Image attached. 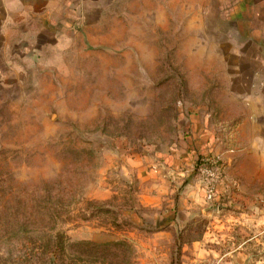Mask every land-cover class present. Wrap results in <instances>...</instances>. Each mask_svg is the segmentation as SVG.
Returning a JSON list of instances; mask_svg holds the SVG:
<instances>
[{"label":"rangeland","instance_id":"374dc122","mask_svg":"<svg viewBox=\"0 0 264 264\" xmlns=\"http://www.w3.org/2000/svg\"><path fill=\"white\" fill-rule=\"evenodd\" d=\"M111 10L106 47L64 54L62 62H34L30 75L0 86V264H49L44 254L34 257L58 234L67 238L63 264L214 261L205 253L197 258L190 241L210 231L215 236L211 217L198 211L199 224L167 239L157 210L140 203L143 187L132 169L176 157L206 192L202 159L219 156L225 179L204 206L215 203L229 167L224 153H201L194 169L184 161L191 118L198 117L204 138L224 134L225 146L230 132L221 120L230 117L231 75L240 62L264 56V0H119ZM178 182L176 206L186 190L184 179ZM46 191L76 197L42 199L53 217L31 229L26 206ZM225 234L222 245L207 241L202 248L225 253L249 238L247 229ZM26 241L34 244V257ZM118 241L131 250L106 259L95 252L86 257L80 246ZM226 260L264 264V242H250Z\"/></svg>","mask_w":264,"mask_h":264},{"label":"crops","instance_id":"0c3cea01","mask_svg":"<svg viewBox=\"0 0 264 264\" xmlns=\"http://www.w3.org/2000/svg\"><path fill=\"white\" fill-rule=\"evenodd\" d=\"M116 1L0 0V86L13 76L17 81L30 75L34 62H62L64 54H87L106 47L110 28L105 20L114 14L111 7ZM260 56L256 62H240V71L231 75L230 117L221 120L224 131L230 132L225 146L224 134L219 139L204 138L198 117L193 113L195 118H191L186 139L189 158L184 161L192 162L194 169L201 153H224L229 167L225 185L212 206H204L206 192L200 178L192 169L180 170L176 157L150 169L143 164L132 169L143 187L139 201L157 210L156 217L163 220L160 233L167 239L179 229L199 224L194 219L198 211L211 217L210 227L218 231L215 236L210 231L203 239L190 241L199 250L197 258L210 255L213 264H227L226 259L248 243L264 242V56ZM182 179L186 190L176 206L174 191ZM226 228L234 233L247 229L249 238L234 243L236 247L225 253L221 248H202L207 241L222 245Z\"/></svg>","mask_w":264,"mask_h":264},{"label":"trees","instance_id":"16d2710c","mask_svg":"<svg viewBox=\"0 0 264 264\" xmlns=\"http://www.w3.org/2000/svg\"><path fill=\"white\" fill-rule=\"evenodd\" d=\"M40 195H33L29 200V204L26 206V226L32 229V227H42V223H45L47 220L52 219L53 212L52 210L46 209L42 206V199L48 200L50 197L54 200L60 199V195H55L53 192H39ZM60 199L64 201L67 198H74L76 194H66L62 196ZM67 238L64 234H58L48 242H46L44 246L38 248L41 252L37 254L35 257L34 252V244L31 242L26 243L27 246H31L29 249L30 257L37 258L38 256L44 254L46 258H48L49 264H63L62 257L67 250ZM80 246L84 248V255L86 257H94L95 255H100L102 259H106L107 256L116 250H122L124 252H129L131 250V245L127 241H118V242H109V243H80ZM38 259V258H37ZM124 263V262H123ZM90 264H94V262H90ZM128 264V262H125Z\"/></svg>","mask_w":264,"mask_h":264},{"label":"built area","instance_id":"2783aa9c","mask_svg":"<svg viewBox=\"0 0 264 264\" xmlns=\"http://www.w3.org/2000/svg\"><path fill=\"white\" fill-rule=\"evenodd\" d=\"M199 172L209 180L206 190V198L208 201H212L217 193L218 183L225 179L222 159L219 156L216 158L212 156L203 158Z\"/></svg>","mask_w":264,"mask_h":264}]
</instances>
